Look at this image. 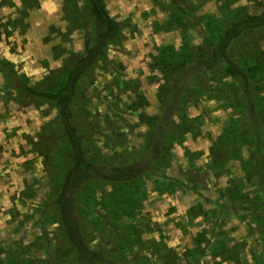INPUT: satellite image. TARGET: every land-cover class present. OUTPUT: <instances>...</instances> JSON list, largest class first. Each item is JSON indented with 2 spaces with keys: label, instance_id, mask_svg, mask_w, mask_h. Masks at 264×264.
<instances>
[{
  "label": "rangeland",
  "instance_id": "374dc122",
  "mask_svg": "<svg viewBox=\"0 0 264 264\" xmlns=\"http://www.w3.org/2000/svg\"><path fill=\"white\" fill-rule=\"evenodd\" d=\"M102 2L123 27L76 84L75 122L84 128L92 118L95 156L116 163L130 151L145 154L151 130L138 115L153 116L161 152L130 201L111 206L119 192L102 182L80 188L75 214L87 248L102 257L95 264H263L264 192L256 173L247 174L248 143L216 139L230 119L246 117L238 112L242 84L223 62L207 70L196 61L232 21L263 12L264 0ZM94 42L87 0H0V264H75L54 202L58 135L43 127L57 108L20 87L54 90ZM166 45L173 60L162 54ZM229 53L262 103L264 28L244 31ZM163 56L174 61L170 73L153 64ZM186 118L195 123L190 134L180 126ZM222 153L230 157L216 168ZM245 179L253 208L238 188ZM227 190H235L234 203Z\"/></svg>",
  "mask_w": 264,
  "mask_h": 264
},
{
  "label": "trees",
  "instance_id": "16d2710c",
  "mask_svg": "<svg viewBox=\"0 0 264 264\" xmlns=\"http://www.w3.org/2000/svg\"><path fill=\"white\" fill-rule=\"evenodd\" d=\"M88 1L91 4V10L95 24V42L91 47L87 48L86 54H84L80 59H78V61L75 62L73 67H75L79 61L83 60V62L76 68L70 87L66 91L61 92V103L64 106L65 113H62V107L61 103L59 102L58 93L66 86L73 67L68 71L63 72L65 78L63 79V77H59L54 90L38 91L27 86L20 87L32 96L38 99H43V101H46L51 105H55L57 108L56 115L53 116V118L49 120L46 125L44 124L43 127L45 128V132L48 134L47 136L52 135L53 137V134L58 135L57 148L59 147L58 149L61 154L59 159L61 160L58 165V163L51 159V164L55 163L53 168L60 166L62 171L60 174L61 177L59 179L58 194L54 202L57 204L59 209V215L64 228V233L66 234L71 245L76 249V264H95L97 261L102 260V257L99 253H91L88 251L80 231L75 214L76 202L78 200L77 194L80 188L87 184L94 185V183L102 182L106 185L117 187L116 191L119 192L118 196L115 194V198H110L112 200L111 206L115 207L117 203H119L118 201H130V199H133L134 197L131 195L133 193L132 191L135 190V192H138L139 190V188L136 190L137 187L134 189L135 184L137 182L141 183L145 177L148 178L146 172L152 167L161 152V146L159 147L157 143H155L154 140H156V136H154L152 133V128L157 127L155 120L151 121L154 118L153 116H148L142 113L138 115L140 121H144L149 130H151V136L149 139H147L146 143L148 150L145 151V154L142 155L141 152L136 150L130 151L128 155L124 154L122 156L124 158V162L116 163H107L105 159H98V157L95 156L93 144L94 132L91 131V127L89 128L88 126V123L93 121V119H87L84 128L79 127L75 122L78 115L75 110L77 104L76 84L82 78L87 69L93 64L95 59L103 53V49L107 44V41L115 38L120 29L123 27L122 24L117 22L116 26H114L113 21H111L112 19L109 16L106 18L104 15H102L93 0ZM97 1L100 3L103 12L107 15L101 0ZM250 28H264V13L259 15L245 16L240 20L231 22L228 28L225 29L223 34L219 37L214 49H212L208 54L206 53L201 55L196 61L198 66L204 67L207 70H211L215 65L223 62L228 73L236 76L242 82L244 92L243 94L248 104L250 102L248 99V75L245 73L244 69H242L240 65L232 59V55L229 53V47L234 39H237L244 31ZM105 35H107L105 41L96 47L97 43ZM164 47L168 48V50H163L162 54L169 52V58L171 59V57L174 56V53L172 54L170 52V48L172 46L166 45L163 46V48ZM94 48L95 50L93 51ZM92 51L93 53L89 57H86V55ZM165 58L167 57L163 56L158 59L156 58V61H154L153 64L157 66L160 71L166 70V72L169 71L170 73V71H173L174 61H171L173 60L171 59L164 63L163 61L166 60ZM166 72L163 74L166 75ZM94 120H96L95 117ZM163 122V119H159L158 121V123L161 125ZM180 126L185 128V133L187 130L190 131L195 126V123L193 120H188L186 118L185 120L183 119L181 121ZM87 140L89 141L88 143ZM228 141H226V138H224V142L222 143L227 144ZM227 150L229 151V149ZM147 153H149L148 156L146 155ZM53 154L55 153L54 147L52 146L49 156L51 157ZM132 154H137V157H133ZM223 156L225 157L224 160L221 159ZM229 157L223 153L219 156H215L213 164L216 166V168L223 169V163L226 162ZM68 161H70V164ZM140 185L142 186L143 184L141 183ZM101 197L103 200H105L104 196ZM92 200H94V198L86 196L83 201L90 203ZM230 201L232 202L233 199H229V202ZM100 202V204H103L102 206H104V201L101 200ZM7 261H9L11 264L13 263V259L11 258L6 259L3 262Z\"/></svg>",
  "mask_w": 264,
  "mask_h": 264
},
{
  "label": "flooded vegetation",
  "instance_id": "af4514ba",
  "mask_svg": "<svg viewBox=\"0 0 264 264\" xmlns=\"http://www.w3.org/2000/svg\"><path fill=\"white\" fill-rule=\"evenodd\" d=\"M87 2L89 3L88 0H87ZM93 2H94V0H93ZM101 3L103 5L104 9L106 10L102 0H101ZM98 4L100 5L99 2H98ZM89 6H90V10H91V4L90 3H89ZM100 7H101V5H100ZM106 12H107V10H106ZM91 13H92V10H91ZM261 13H264V11L260 12V13H257V14H250V15H246V16L259 15ZM106 16L108 18V16H109L108 12H107ZM240 19H238V20H240ZM111 21H114V20H111ZM235 21H237V20H235ZM259 29L260 28H250V29H247L246 31H248V30H252L253 31V30H259ZM235 40L236 39H234L231 42V44ZM104 41H105V39L102 42H104ZM102 42H100V44ZM248 79H249V87H248L249 98L248 99L250 100V102L248 104L247 101H246V98H245V103H246L245 110L243 111V107H242L241 110H238V112L242 113L241 117H243L244 115H246V117L243 118L244 120L239 119V120L232 121V119H230L229 120L230 124H227L224 127L223 131L220 133L219 136L216 137V139L219 137L220 142H221V140H223L224 138H226V141H228V138L230 137V138H233L234 141L237 140V141H241V142H244V143L245 142L248 143V147L249 148L247 150L249 151V153L244 158V159H246V167L249 168V170H250L249 172H247V174L250 176V180H252V178L254 177L253 172L256 173V176L258 177V181H259L258 185H260L259 187L264 192V104H263V99L264 98L261 99L262 103H260L258 101L255 102V100L256 99L258 100L259 98H257L256 94H254L255 88L252 87V83H251V80H250L251 78L248 77ZM241 84H242V82H241ZM242 90H243V86H242ZM259 95L260 96H264V89L259 90ZM185 133L190 134L191 131L187 130ZM224 134H225V137H224ZM218 159H219V157H218ZM221 159L223 160L224 158L222 157ZM245 180H246V185L245 186L242 185V186H240L238 188H240V190H242V191H247L248 192L247 196H248V198H250V196H251V199L245 201L244 203L247 206H249V207L252 206V208H253V194L250 191V189H248V187H247L248 186L247 185L248 179H245ZM249 182L252 183V181H249ZM245 187H246V190H245ZM238 188H236V189H238ZM230 190H227L225 195H226V198L233 199L232 202L234 203V201H236L237 194L235 193V190H232V191H230ZM220 199H222V197H220ZM250 211H251V218L252 217L254 218L255 215L252 216V209ZM77 221H78V219H77ZM88 251H89V249H88ZM189 252H191V250H189L187 253H189ZM186 255H188V254H186ZM262 255H264V254H262ZM263 264H264V257H263Z\"/></svg>",
  "mask_w": 264,
  "mask_h": 264
},
{
  "label": "water",
  "instance_id": "95a60500",
  "mask_svg": "<svg viewBox=\"0 0 264 264\" xmlns=\"http://www.w3.org/2000/svg\"><path fill=\"white\" fill-rule=\"evenodd\" d=\"M94 2L96 3L97 8H98V10L100 11V13H101L102 15H104V16L107 18V16H106V15L104 14V12L102 11V9H101L100 5L98 4V2H97L96 0H94ZM113 23H114V26H116V23H115L114 21H113ZM106 36H107V35H105V36L101 39L100 42H102V41L105 39ZM100 42L96 45V47L100 44ZM96 47H95V48H96ZM94 50H95V49H94ZM94 50H93V51H94ZM93 51H92L90 54H88L86 57H89V56L93 53ZM82 62H83V60L79 61V62L77 63V65H76L75 67H73V69H72V71H71V73H70V77H69V80H68L66 86L64 87V89H62V91H60V92L58 93V97H59V102H60V103H61V92L66 91V90L70 87V85H71V83H72V81H73V78H74V74H75L76 68H77V66H78L79 64H81ZM61 107H62V113L64 114V113H65V109H64V106H63L62 103H61ZM67 184H68V182H67Z\"/></svg>",
  "mask_w": 264,
  "mask_h": 264
}]
</instances>
